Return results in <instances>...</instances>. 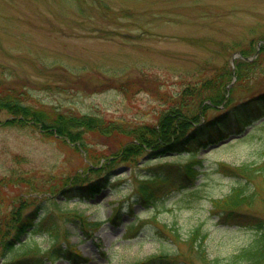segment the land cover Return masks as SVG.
<instances>
[{"label": "rangeland", "instance_id": "rangeland-1", "mask_svg": "<svg viewBox=\"0 0 264 264\" xmlns=\"http://www.w3.org/2000/svg\"><path fill=\"white\" fill-rule=\"evenodd\" d=\"M254 49L255 69L234 76L240 53L251 55ZM220 72L231 102L264 91V0H0V91L21 92L25 103L51 116L81 112L130 125L156 124L170 105L194 114L181 89ZM7 114L0 111L1 210L33 198L41 218L71 211L100 222L88 229L83 222L59 221L62 235L55 244L45 234L34 235L42 248L65 251L43 257L44 264H137L161 253L176 255L173 264H204L187 243L198 225L207 234L208 259L235 254L254 231L211 212L210 199L227 194L236 179L226 165L260 168L253 174L256 199L243 209L264 219V124L255 125L259 121L247 127L249 135L226 137L199 151L195 158L203 160V172L195 180H178L171 174L177 166H165L170 181L148 184L153 208L138 194V180L155 163L152 154L137 155L130 166L120 159L105 161L128 135L91 129L82 144L37 128L2 125ZM159 161L177 165L186 157L169 154ZM122 166L115 181L109 178ZM106 176L101 193L80 196L86 201L62 197L73 186ZM112 207L120 210L114 224ZM134 220L131 231L125 224ZM64 225L73 244L64 238ZM68 249L79 253L74 261L66 257Z\"/></svg>", "mask_w": 264, "mask_h": 264}, {"label": "trees", "instance_id": "trees-1", "mask_svg": "<svg viewBox=\"0 0 264 264\" xmlns=\"http://www.w3.org/2000/svg\"><path fill=\"white\" fill-rule=\"evenodd\" d=\"M242 54L246 55L243 51ZM254 67L252 60L238 61L236 73L238 77H242L246 75V69L253 70ZM223 77L224 73H215L210 78L185 85L180 95L190 96L193 105L190 109L195 111L194 114L181 110V104L173 105L165 114L157 117L156 124L130 125L122 119L105 120L95 115L65 116L58 114L54 118H48L43 111L26 104L27 98L21 92L10 89L0 91V110L11 115V118L5 121L6 125L32 120L40 124L41 128L45 130L49 128L52 132L70 141H81L84 133L91 129L126 134L130 138L119 154V157L124 160L140 153L143 145L151 147L153 152L158 153L155 157L167 152L178 154L184 151H190L189 157H193L200 146H196L197 142L202 143L209 139L211 142L214 138L225 136L231 122L246 125L252 119L257 120L264 117V92L231 104L225 96L226 85ZM206 100L209 103H203ZM223 100H226L223 113L217 117L215 115L199 121L201 115L206 116L207 109L216 108ZM198 112L201 114H197ZM231 117H233L232 121L228 120ZM237 130L241 131V129ZM226 166L236 179L226 195L211 198V211L220 220L234 222L252 229L254 231L252 239L237 253L230 254L223 260L207 258L204 250V239L207 234L201 231L200 225L189 233L187 243L189 247L196 248L197 258L204 264H264V219L243 209L245 205H251L256 198L253 174L260 168L254 171V166L248 164ZM186 169L187 177L192 179L197 176L198 172H193L188 166ZM97 182L98 180L81 186L82 193L93 195L99 191ZM31 200L32 198H22L11 202L6 211L1 210L3 204L0 201V264H39L46 254L54 255V252L46 251L31 239V234L42 233L46 229L51 234H48V237L52 241L57 238L56 229L48 228L42 221L37 220L38 208L34 207ZM95 224L96 222L89 223L91 226ZM175 258L167 254H159L138 264H173ZM190 262L188 261V264H191Z\"/></svg>", "mask_w": 264, "mask_h": 264}]
</instances>
